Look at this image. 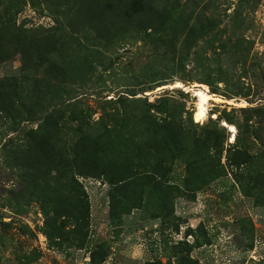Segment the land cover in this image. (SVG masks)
I'll use <instances>...</instances> for the list:
<instances>
[{
  "label": "rangeland",
  "instance_id": "rangeland-1",
  "mask_svg": "<svg viewBox=\"0 0 264 264\" xmlns=\"http://www.w3.org/2000/svg\"><path fill=\"white\" fill-rule=\"evenodd\" d=\"M208 20L216 25L211 30ZM193 21L191 35L202 39L181 46ZM151 25L160 28L150 31ZM94 31L106 34L96 39L98 60L74 39L89 45ZM43 34H54L58 66L80 84L71 100L86 117L120 114L99 119L97 125H111L110 136L89 143L85 156L70 151L67 111L54 113L59 130L40 127L20 109L7 79L23 74L22 49L32 59L42 49L54 51ZM0 40L8 53L0 59V264H264V204L241 188L239 180L251 183L226 158V141L237 132L264 149V0H0ZM179 47L208 59L197 64L188 57L184 72L172 71L169 61L146 78L158 54L171 57ZM229 48L236 51L228 58ZM48 66L40 64L34 84L69 83L68 74L38 73ZM207 73L232 82L237 94L225 97L224 84ZM214 85L219 89L212 91ZM195 90L208 95L199 119ZM46 100L37 92L32 102L42 108L52 103ZM248 106L258 111L244 119L237 108ZM187 111L208 131L216 116L232 122L222 119L214 134L200 129L185 136L178 125ZM175 139L181 141L172 150ZM186 158L200 159L187 164ZM109 174L124 181L112 183Z\"/></svg>",
  "mask_w": 264,
  "mask_h": 264
},
{
  "label": "trees",
  "instance_id": "trees-1",
  "mask_svg": "<svg viewBox=\"0 0 264 264\" xmlns=\"http://www.w3.org/2000/svg\"><path fill=\"white\" fill-rule=\"evenodd\" d=\"M214 21L208 20L207 24L208 27L211 29H213V26H216L215 23H213ZM166 24V20H163V22L161 24ZM195 22L193 21L190 25L186 26V29H184V33L183 36L180 39L181 46H185V44L188 43H193L195 42V44L202 39V36H198V37H193L191 35V29L194 27ZM85 27V24L82 23L79 27V29ZM145 28H149L147 26H145ZM160 27L155 26L153 27V25H151V30L150 31H157L159 30ZM146 30V29H145ZM145 33V32H144ZM211 34H214L211 33ZM100 36H106V34H97V31L92 32L91 38H90V43L89 45L83 41V39L78 38V37H74L75 41L77 42V44L81 47L82 52L86 55V57L89 58H94L95 60H98L97 58V49L98 46L100 44V41H96V39ZM214 36V35H211ZM42 37H46L45 40L50 37V45H52L54 42H52L53 40H56L54 38V34L50 35V34H43ZM83 37L85 38V40H87V38L89 37V35L85 34L83 35ZM124 37H126V35L124 34L123 37L121 39H123ZM215 42V38H212ZM244 39V38H241ZM175 40H170L171 42V46L174 47ZM108 42V46H111L113 44V38ZM166 42H169L166 39ZM169 42V43H170ZM1 43V40H0ZM239 43V40L234 42V45L236 46V44ZM214 44V43H213ZM178 45H176L177 47ZM180 46V47H181ZM176 48L173 49V54L171 55V57H169L170 52L167 53H163V54H158L153 60L152 63L149 67H147L146 70H148L147 72V77L148 79H152L155 78V74L156 73H161L164 69L163 64H165L166 62H171L172 64L174 63V65H172L171 70L175 71L176 70H181L182 72H184L185 66H186V61L188 60L187 58L190 57L191 61H193L194 63L200 64L203 61L207 60V54L206 53H201L199 49H195L194 51L191 52V56L190 53L185 52L184 50H181V48ZM53 49L54 51H49L46 49H42L41 53L39 54V58L38 59H32L30 56V53H28L27 49H22L21 51H19L20 57H21V62H22V68L21 71L23 74L18 75L19 80H17L15 77L14 78H7L10 81L14 82L11 83L12 85V93L13 96L17 99L18 103H19V107L20 109L27 114V116H29V119L33 120V121H38V125L40 127H43V125H50L53 128L59 130L62 126V122L59 121V123L57 121L54 120V113L56 112H62V111H67L68 116L70 117V124L67 127L68 132L70 133V135H73V138L71 140L68 141V146H70V151H74L76 154H78L79 152L83 153V155L85 156L87 154L88 151H86L89 143H93L94 141H96L97 139H99V137L102 136H110V126L108 122H110V120H112V117H115L117 115H120L118 110H111L109 112H105L102 113L98 120L94 121L91 118H87L85 115V112L83 110H80L78 108L79 102L77 101V99L71 100L73 99L75 96H73L77 91H78V87H80V84L75 85L74 83H72L73 78H75L74 73L72 72H64L62 70V68H60L58 65V62L56 58H54V56L56 55L57 51L55 50V45L53 44ZM228 49V48H227ZM236 50H233L232 48L229 50H227L226 55L227 57H231L235 55ZM213 53H217V51H214ZM243 53V52H241ZM8 53H5L4 50L0 49V59L1 57L7 55ZM64 56V55H63ZM226 57V58H227ZM170 59V60H169ZM48 62L49 66L48 68H42L41 71H39L38 73H40L42 76L47 77V76H52V77H58V76H63L65 74H68L69 78V83H63V84H57V83H52L51 80H49V78H45V80H41L40 83L38 84H34L32 82V78L35 77L36 72L41 68L39 67L40 64L42 62ZM54 67H56V70H52ZM34 72V73H32ZM63 74V75H62ZM224 75L228 76L227 71L224 70ZM36 78V77H35ZM206 78H212L214 79V81L217 82H222L224 84V88H222V91L224 93H222L225 97L227 98H232L234 95H236V86L234 84H232V82H228L227 79H221L220 77L215 76V74L212 73H207L206 74ZM228 78V77H226ZM31 79V81H30ZM6 79H4L5 81ZM202 80H206V79H202ZM2 80L0 79V82ZM57 84V85H55ZM210 85V83H208ZM55 86V88H54ZM211 86V85H210ZM219 87L217 85H214L213 88L211 89L212 91L214 90H218ZM55 91L57 93H55ZM37 92H41L42 94H44L45 96H47V100L46 101H51L52 103L47 106V107H42V108H38L37 106L34 105L33 98L35 96H37ZM113 100H110V102ZM108 103V102H107ZM137 106L140 108H145V107H149L152 108L153 103H151V101L147 102V103H139V101L136 102ZM237 110L242 114L244 119H247V115L249 113H255L258 111L257 106H248V107H239L237 108ZM232 112H235L236 109L234 107H232ZM114 115V116H113ZM109 116V120L107 123L105 124H98V121H100L99 119L102 117H106ZM122 116V114H121ZM222 119H224V121H228L229 123L232 122L231 118L228 117L227 115H221V116H216L211 122L214 124V127H211V130L208 131V126L209 124H204L201 125L197 122H194L191 118V111H187V118L186 120H184V122L181 124H179V128L183 131V133L185 134V136H192L194 137L197 133L198 130L200 129H204L205 131H208L210 133H215L217 131V128H219L222 122ZM223 128V127H220ZM237 128L239 129V126L237 125ZM69 135V136H70ZM233 141H226L227 145H228V152L226 154V158L232 162V164H234L236 167H239V176H241L242 178H245V180L247 179L251 184V186H248L246 184L243 183V181L239 180L241 188H246L248 190H252L251 192V197L253 198L254 202L257 204H264V194H254V191H258V192H263L264 191V149H260V147L257 148H253V142L252 141H248V140H241L238 136V132L236 133V135L233 137ZM180 139H175L173 142L169 143V147L170 149L174 150L176 145H179L180 143ZM60 144V152L62 156H65L66 154V144L67 141L66 139L63 140V138H59V141H57V145ZM262 145H264V143H261ZM217 145H219V143H217ZM232 145L235 146V150H233V153L238 152L240 154V158L239 159H234L232 158L230 153L229 148H234L232 147ZM208 146L212 147L214 146V143L209 144ZM262 148V147H261ZM219 151L221 152V148H219ZM68 153V152H67ZM200 158H203V155L200 156ZM200 158H186V162L187 164L194 163L196 160L200 159ZM155 173V172H154ZM156 174V173H155ZM110 182L114 183L113 181L115 179H113V175H107L106 177ZM123 180L124 178H121L119 180H115L117 182ZM250 194V193H248Z\"/></svg>",
  "mask_w": 264,
  "mask_h": 264
},
{
  "label": "bare ground",
  "instance_id": "bare-ground-1",
  "mask_svg": "<svg viewBox=\"0 0 264 264\" xmlns=\"http://www.w3.org/2000/svg\"><path fill=\"white\" fill-rule=\"evenodd\" d=\"M194 95L198 98V106L194 112L195 119L201 118L205 113V106L204 103L208 99V95H206L204 92L200 90H195ZM207 102V101H206ZM227 127H229V130H234V127L231 124H226Z\"/></svg>",
  "mask_w": 264,
  "mask_h": 264
},
{
  "label": "water",
  "instance_id": "water-1",
  "mask_svg": "<svg viewBox=\"0 0 264 264\" xmlns=\"http://www.w3.org/2000/svg\"><path fill=\"white\" fill-rule=\"evenodd\" d=\"M225 123V122H224ZM225 125V124H224ZM226 126V125H225Z\"/></svg>",
  "mask_w": 264,
  "mask_h": 264
}]
</instances>
